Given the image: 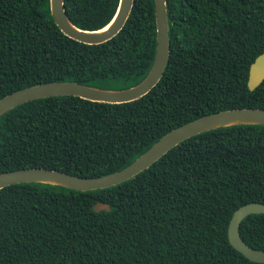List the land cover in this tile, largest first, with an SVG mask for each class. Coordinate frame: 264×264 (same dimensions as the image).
I'll use <instances>...</instances> for the list:
<instances>
[{"label":"trees","instance_id":"16d2710c","mask_svg":"<svg viewBox=\"0 0 264 264\" xmlns=\"http://www.w3.org/2000/svg\"><path fill=\"white\" fill-rule=\"evenodd\" d=\"M166 2L169 59L158 83L123 103L64 95L17 105L0 117V173L42 167L102 176L201 115L264 108V80L247 86L249 66L264 52V0ZM117 4L64 0L69 20L88 30L107 24ZM155 46L153 0H133L122 29L100 44L66 36L49 0H0V98L51 81L132 86ZM252 201L264 203V125L219 127L113 187L1 188L0 264H264L228 239L233 211ZM96 202L110 210L94 211ZM239 232L264 249V214L248 215Z\"/></svg>","mask_w":264,"mask_h":264},{"label":"water","instance_id":"95a60500","mask_svg":"<svg viewBox=\"0 0 264 264\" xmlns=\"http://www.w3.org/2000/svg\"><path fill=\"white\" fill-rule=\"evenodd\" d=\"M156 26V46L148 72L136 84L119 89L92 86L75 81H51L23 87L0 98V117L7 111L27 101L72 95L90 101L123 103L147 94L160 80L169 59V20L166 0H153ZM133 0H118L111 20L98 29L88 30L72 23L64 7V0H49L50 14L59 29L68 37L86 44H100L113 38L129 17ZM264 80V52L249 66L247 86L255 89ZM264 125V108H234L201 115L161 136L125 167L97 177H83L56 169L42 167L20 168L0 173V189L17 183H43L76 191H93L113 187L135 177L150 167L162 155L181 141L196 134L231 125ZM94 211L110 210L103 202L93 204ZM251 214H264V203L252 201L236 208L228 223L230 244L247 259L264 263V249L249 246L241 237L239 226Z\"/></svg>","mask_w":264,"mask_h":264},{"label":"rangeland","instance_id":"374dc122","mask_svg":"<svg viewBox=\"0 0 264 264\" xmlns=\"http://www.w3.org/2000/svg\"><path fill=\"white\" fill-rule=\"evenodd\" d=\"M105 86H110V87H118V84L117 83H115V84H112V83H105L104 84Z\"/></svg>","mask_w":264,"mask_h":264}]
</instances>
